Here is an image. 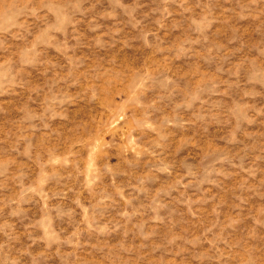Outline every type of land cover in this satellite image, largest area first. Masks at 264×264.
Masks as SVG:
<instances>
[{"label": "rangeland", "instance_id": "374dc122", "mask_svg": "<svg viewBox=\"0 0 264 264\" xmlns=\"http://www.w3.org/2000/svg\"><path fill=\"white\" fill-rule=\"evenodd\" d=\"M0 264H264V0H0Z\"/></svg>", "mask_w": 264, "mask_h": 264}]
</instances>
